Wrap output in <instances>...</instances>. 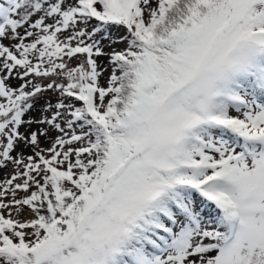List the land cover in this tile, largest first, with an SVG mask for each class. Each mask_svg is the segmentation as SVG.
Masks as SVG:
<instances>
[{"label":"snow or ice","instance_id":"1","mask_svg":"<svg viewBox=\"0 0 264 264\" xmlns=\"http://www.w3.org/2000/svg\"><path fill=\"white\" fill-rule=\"evenodd\" d=\"M0 173V264H264V0H0Z\"/></svg>","mask_w":264,"mask_h":264},{"label":"rangeland","instance_id":"2","mask_svg":"<svg viewBox=\"0 0 264 264\" xmlns=\"http://www.w3.org/2000/svg\"><path fill=\"white\" fill-rule=\"evenodd\" d=\"M121 32L123 31V30H120ZM124 45H119L118 47H123ZM105 62H106V60H105ZM3 177V173H0V178H2Z\"/></svg>","mask_w":264,"mask_h":264}]
</instances>
